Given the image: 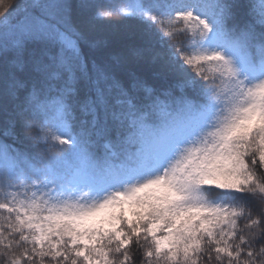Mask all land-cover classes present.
<instances>
[{"label":"snow or ice","instance_id":"snow-or-ice-1","mask_svg":"<svg viewBox=\"0 0 264 264\" xmlns=\"http://www.w3.org/2000/svg\"><path fill=\"white\" fill-rule=\"evenodd\" d=\"M137 259L264 264V0H0V264Z\"/></svg>","mask_w":264,"mask_h":264},{"label":"rangeland","instance_id":"rangeland-1","mask_svg":"<svg viewBox=\"0 0 264 264\" xmlns=\"http://www.w3.org/2000/svg\"><path fill=\"white\" fill-rule=\"evenodd\" d=\"M133 25L130 24V27H132ZM126 30L125 26L122 27L120 25L116 26V27H113L111 26V24H107L106 22L102 23L101 25H96L94 30H93V35L96 37V38H103L107 35H110V34H114V33H117V32H121V31H124Z\"/></svg>","mask_w":264,"mask_h":264},{"label":"trees","instance_id":"trees-1","mask_svg":"<svg viewBox=\"0 0 264 264\" xmlns=\"http://www.w3.org/2000/svg\"><path fill=\"white\" fill-rule=\"evenodd\" d=\"M91 2L94 3V4H97V5H101V6H103V5H107V4H109V3H114V4H116V5H119V4L123 3V0H97V3H95V2H93V1L91 0ZM104 22H106L107 24H111V26H113V27H116V26H118V25H120V26H122V27L125 26L126 29H128V28L130 27V24H132L131 21H129L128 23H125V22L122 21L120 18H118V17H113V18H111L110 20H104V21H102V22L99 23L98 25H101V24L104 23ZM132 25H133V24H132Z\"/></svg>","mask_w":264,"mask_h":264}]
</instances>
